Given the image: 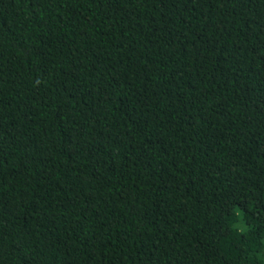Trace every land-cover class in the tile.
Segmentation results:
<instances>
[{
	"label": "trees",
	"instance_id": "1",
	"mask_svg": "<svg viewBox=\"0 0 264 264\" xmlns=\"http://www.w3.org/2000/svg\"><path fill=\"white\" fill-rule=\"evenodd\" d=\"M0 264H264V0H0Z\"/></svg>",
	"mask_w": 264,
	"mask_h": 264
}]
</instances>
